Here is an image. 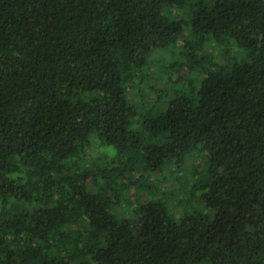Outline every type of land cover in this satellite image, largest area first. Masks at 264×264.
<instances>
[{"label":"trees","instance_id":"16d2710c","mask_svg":"<svg viewBox=\"0 0 264 264\" xmlns=\"http://www.w3.org/2000/svg\"><path fill=\"white\" fill-rule=\"evenodd\" d=\"M0 264H264V0H0Z\"/></svg>","mask_w":264,"mask_h":264},{"label":"rangeland","instance_id":"374dc122","mask_svg":"<svg viewBox=\"0 0 264 264\" xmlns=\"http://www.w3.org/2000/svg\"><path fill=\"white\" fill-rule=\"evenodd\" d=\"M172 11V18H179L180 20H186V17H187V10H185V9H171L170 10V12ZM173 12H174V15H173ZM171 18V19H172ZM188 20V19H187ZM166 57H167V61L169 60V62L170 61H172V60H174V56H173V54H167L166 55ZM158 55H157V58H156V60H157V62H160V59L158 60ZM157 62L156 61H154V62H152L151 64H150V66H148L145 70H147L148 71V73L149 72H151V71H154V70H156L157 69ZM177 77H179V76H176V78ZM153 81V76L152 75H150L149 74V76L147 77V80L143 83V85L145 86V85H147L149 82H152ZM184 81H186V80H184ZM183 83H185V82H183ZM181 87L182 88H184V85H182L181 84ZM156 91L157 90H154L153 92H152V95L153 96H155L156 94ZM152 95H151V97H152ZM144 96H148V94H144ZM94 147H96V146H94ZM97 150V149H96ZM94 151V153L95 154H98V155H100V156H102L98 151ZM100 150L102 151V152H111V150L110 149H103V148H100ZM167 172L165 171L164 173H162L163 175H167L166 174ZM163 175L162 176H160L157 180H156V178L154 177V178H152L151 177V180H153V182H155L156 183V186L158 187V188H160V189H162V191H165L164 192V200L166 201V203H168V205H169V210H170V212H171V214H173V217L174 218H179L182 214H184V210H185V208H182V209H177V208H180L181 206H182V200L180 199V198H176L175 197V195L177 194V186L176 185H174L173 183H172V180L170 179V178H166L165 180L163 179ZM93 185H96L95 184V182L93 183ZM94 187V186H93ZM95 189V188H94ZM174 193V194H173ZM125 217L126 218H129V219H131V214L129 215V211L125 214Z\"/></svg>","mask_w":264,"mask_h":264}]
</instances>
